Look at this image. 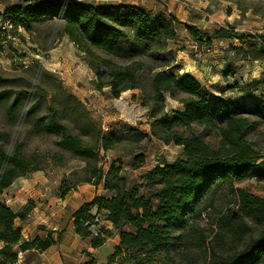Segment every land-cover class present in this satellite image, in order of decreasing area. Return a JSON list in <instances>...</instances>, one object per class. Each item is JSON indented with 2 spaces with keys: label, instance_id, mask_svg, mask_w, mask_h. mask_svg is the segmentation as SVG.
<instances>
[{
  "label": "trees",
  "instance_id": "trees-1",
  "mask_svg": "<svg viewBox=\"0 0 264 264\" xmlns=\"http://www.w3.org/2000/svg\"><path fill=\"white\" fill-rule=\"evenodd\" d=\"M25 3L28 6L6 9L3 21L26 32H31L34 23L49 17L63 21V35L84 53L94 74V89H108L113 99L142 86V64L138 58L149 55L159 61L157 68L162 69L150 75V101L143 105L152 121L150 136L164 145L182 148L181 156L172 163L162 160L141 173L138 184H128L121 165L112 164L106 170L93 168L84 182L102 184L105 195L94 197L72 214L75 233L88 239L93 249L101 248L112 232L117 233L118 245L104 264H264V200L242 190L236 191L237 215L241 214L242 220L250 218L256 232L247 226V239L242 240L236 233L233 245L225 251L207 249L201 239L204 255L200 262L193 260L189 249V242H194L192 222L200 216L202 196L223 185L233 187L256 178L264 181V152L247 139L257 126L264 124V100H255L247 107L215 99L191 75L179 76L170 71L177 68H169L173 59L161 55L168 42L176 39L175 16L155 15L140 6L124 4ZM184 27L190 38L203 47L211 46L214 40L240 38L224 28L207 34L191 25ZM167 96L182 107L170 116L163 113ZM46 126L50 133L60 136V148L79 158L92 157L93 147L60 124L55 113L50 114ZM203 133L215 138V146L204 140ZM96 142L101 149H110L109 137L97 133ZM25 163L21 149L13 155L0 151V196L17 179L39 171L29 170ZM60 186L61 198L75 189ZM93 209L96 212L92 216ZM29 213L28 206L15 212L0 200V264H18L19 254L23 258L26 251L46 246L39 245L37 238L25 241L21 228L15 225L16 220L24 221ZM234 215L229 211L228 220L232 221ZM93 224H98L97 237H91L88 229ZM97 263L88 256L82 264Z\"/></svg>",
  "mask_w": 264,
  "mask_h": 264
},
{
  "label": "rangeland",
  "instance_id": "rangeland-1",
  "mask_svg": "<svg viewBox=\"0 0 264 264\" xmlns=\"http://www.w3.org/2000/svg\"><path fill=\"white\" fill-rule=\"evenodd\" d=\"M27 1L100 6L138 3L155 15L175 16L176 39L168 42L161 55L173 59L169 68H177L170 71L179 76L186 72L196 75L215 99L243 103L247 107L255 100H264V0H0V25L6 9L28 6ZM63 23L49 17L34 23L31 32L21 28L2 31L0 26V151L13 155L21 149L26 167L39 169L27 178L17 179L0 196L15 212L24 201L19 196L25 180L36 181V187L47 185L48 199L59 191L61 184L80 187L81 195L89 198L92 188L84 181L95 167L106 170L109 165H121L128 184L132 185L138 184L139 175L158 162L172 163L181 156L182 148L164 145L150 136L152 121L149 110L143 106L150 101L148 79L162 69L157 68L160 62L149 55L138 58L142 64L139 72L142 86L113 99L108 89L101 92L94 89V74L85 62L84 53L63 35ZM184 25L207 34L224 28L240 38L225 40L223 47L211 44L207 51L190 38ZM167 99L163 113L170 116L180 106ZM62 110L64 113L60 114ZM54 113L60 124L93 147L91 158L76 157L58 146L60 136L50 133L46 126L48 117ZM103 127L109 128L106 133ZM97 133L109 137L108 151L96 142ZM207 133H203L204 140L215 146V138ZM247 139L264 152V124L257 126ZM238 190L264 200V181L257 178L233 187L219 186L202 196L200 216L192 222L194 242H189L194 261L203 259L201 239L205 248L225 251L233 245L236 233L242 240L247 239V226L256 232L250 218L242 220L241 214L237 215ZM39 199L37 202L47 201ZM33 203V200L25 201L28 206ZM229 211L236 214L232 221L227 218ZM29 215L26 223L33 217ZM20 222L17 220L16 225H21Z\"/></svg>",
  "mask_w": 264,
  "mask_h": 264
},
{
  "label": "crops",
  "instance_id": "crops-1",
  "mask_svg": "<svg viewBox=\"0 0 264 264\" xmlns=\"http://www.w3.org/2000/svg\"><path fill=\"white\" fill-rule=\"evenodd\" d=\"M124 5L140 6L138 3H126ZM142 8L148 10L145 7ZM186 74L191 75L199 82L196 75L187 72ZM167 98L169 97H166V102L168 101ZM181 109L182 107L180 106L175 111H180ZM27 176L22 178H27ZM35 184L36 181L25 180V186L20 190L22 194L19 196L24 201L22 202L21 209L18 211L20 212L28 206L25 205L26 200H33L35 203L28 206L30 207L29 214L33 217L26 223L27 217L24 221L20 222L21 225L19 226L16 225V220L15 225L21 228L22 237L25 241L32 242L33 239L37 238L39 245L45 244L46 246L43 249L35 247L34 249L26 251L23 254L21 264H82L87 260L88 256L94 258L98 262L97 264L106 263L107 257L111 254L114 247L118 245L117 233L112 232L111 237L101 248L93 249L88 239H82L75 233L73 219L71 218L72 214L82 204L89 203L94 197L105 195L102 184L93 186L86 183L87 186L92 188V193L89 194V198L86 195L83 197L80 187H76L63 198L60 197L59 191L57 193L55 191L54 195L49 199L47 198L49 194L46 191L47 185L36 187ZM40 184H45V182H40ZM13 185L7 190L11 189ZM39 198L47 201L37 202ZM16 199H18V196ZM95 212V209L91 210L92 216ZM106 225L108 229H112L109 223H106Z\"/></svg>",
  "mask_w": 264,
  "mask_h": 264
},
{
  "label": "built area",
  "instance_id": "built-area-1",
  "mask_svg": "<svg viewBox=\"0 0 264 264\" xmlns=\"http://www.w3.org/2000/svg\"><path fill=\"white\" fill-rule=\"evenodd\" d=\"M208 18H209V16H207ZM1 26V29H2V31H5V30H9V29H14L13 27H12V25L10 24V22L9 21H2V24L0 25ZM18 29V28H17ZM20 29V28H19ZM215 43V44H214ZM213 45L214 46H219V47H223L224 45H225V40H214V42H213ZM211 48L210 47H206V50L207 51H209ZM60 76H62V74H61V72L60 73H58ZM108 129L109 128H107V127H103V131H104V133H106L107 131H108ZM30 215H28V217H29ZM95 223H98V219H95ZM88 224L87 223H85V226H87ZM88 229H89V231L91 232V237H97L98 236V233H99V230H98V224L96 225V224H93V225H90V226H88ZM22 260H23V258H22V255L21 254H19V256H18V264H21L22 263Z\"/></svg>",
  "mask_w": 264,
  "mask_h": 264
}]
</instances>
